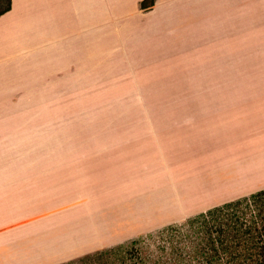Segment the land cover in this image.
I'll list each match as a JSON object with an SVG mask.
<instances>
[{"label":"crops","instance_id":"crops-1","mask_svg":"<svg viewBox=\"0 0 264 264\" xmlns=\"http://www.w3.org/2000/svg\"><path fill=\"white\" fill-rule=\"evenodd\" d=\"M142 1L10 0L0 11V264H63L264 190V67H224L223 82L147 100L136 125L56 163L66 130L51 129L54 109L72 92L147 91L153 68L183 72L168 60L264 41V0Z\"/></svg>","mask_w":264,"mask_h":264},{"label":"rangeland","instance_id":"rangeland-1","mask_svg":"<svg viewBox=\"0 0 264 264\" xmlns=\"http://www.w3.org/2000/svg\"><path fill=\"white\" fill-rule=\"evenodd\" d=\"M7 3L8 0H0V11L5 9ZM247 23L255 22L250 19ZM257 23L262 30H258L257 34L264 38V12ZM255 32L257 30L254 28L247 30L249 35ZM174 62V60L164 62L163 68L174 67L183 69V72L161 74L159 70L153 68L151 74H147V91L135 89L114 96L111 90L72 92V104L69 107L54 109L55 125L51 129L56 132L66 130V135L55 139L56 163L78 162L79 160L76 159L80 153H88L97 146L99 132L126 130L136 125L133 120H142L147 115V108L150 109L147 107V100L181 97L180 87L191 83L223 82L224 75L220 71L224 67H264V41L232 42L227 47V52L220 57L214 55L200 59L182 57ZM189 93L192 92L184 91L183 97H188L186 94ZM64 109H66V122L63 116ZM162 229L138 237L143 238L140 248L144 255H147V246L152 247L158 241L156 237L151 240L147 236L156 234Z\"/></svg>","mask_w":264,"mask_h":264},{"label":"trees","instance_id":"trees-1","mask_svg":"<svg viewBox=\"0 0 264 264\" xmlns=\"http://www.w3.org/2000/svg\"><path fill=\"white\" fill-rule=\"evenodd\" d=\"M156 0H143L150 9ZM10 7L8 0L7 7ZM143 238L96 251L63 264H264V190L209 209Z\"/></svg>","mask_w":264,"mask_h":264}]
</instances>
